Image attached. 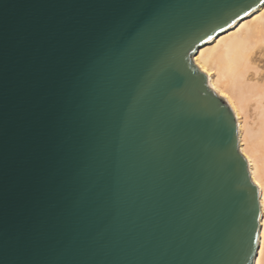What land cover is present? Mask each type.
I'll list each match as a JSON object with an SVG mask.
<instances>
[{
	"label": "water",
	"instance_id": "water-1",
	"mask_svg": "<svg viewBox=\"0 0 264 264\" xmlns=\"http://www.w3.org/2000/svg\"><path fill=\"white\" fill-rule=\"evenodd\" d=\"M260 0H0V264H253L261 188L194 61Z\"/></svg>",
	"mask_w": 264,
	"mask_h": 264
},
{
	"label": "bare ground",
	"instance_id": "bare-ground-1",
	"mask_svg": "<svg viewBox=\"0 0 264 264\" xmlns=\"http://www.w3.org/2000/svg\"><path fill=\"white\" fill-rule=\"evenodd\" d=\"M194 61L237 116L240 147L262 191L261 236L253 264H264V6L200 46Z\"/></svg>",
	"mask_w": 264,
	"mask_h": 264
},
{
	"label": "snow or ice",
	"instance_id": "snow-or-ice-1",
	"mask_svg": "<svg viewBox=\"0 0 264 264\" xmlns=\"http://www.w3.org/2000/svg\"><path fill=\"white\" fill-rule=\"evenodd\" d=\"M260 5L264 6V0H260ZM245 15H248V13H245Z\"/></svg>",
	"mask_w": 264,
	"mask_h": 264
}]
</instances>
